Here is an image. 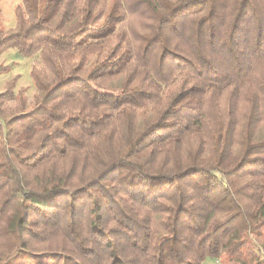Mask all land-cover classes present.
Masks as SVG:
<instances>
[{"label": "trees", "instance_id": "16d2710c", "mask_svg": "<svg viewBox=\"0 0 264 264\" xmlns=\"http://www.w3.org/2000/svg\"><path fill=\"white\" fill-rule=\"evenodd\" d=\"M15 15L0 54L39 63L0 92V264H264V0Z\"/></svg>", "mask_w": 264, "mask_h": 264}, {"label": "rangeland", "instance_id": "374dc122", "mask_svg": "<svg viewBox=\"0 0 264 264\" xmlns=\"http://www.w3.org/2000/svg\"><path fill=\"white\" fill-rule=\"evenodd\" d=\"M21 0H0V23L4 31H9L16 26L15 8ZM39 63V56L22 58L15 48L0 54V92L5 91L8 82L15 81V93L24 92L29 102L37 93L31 78V69ZM19 112L17 101H9L0 105V116H11ZM2 120V119H0ZM204 264H222L216 260H207Z\"/></svg>", "mask_w": 264, "mask_h": 264}]
</instances>
